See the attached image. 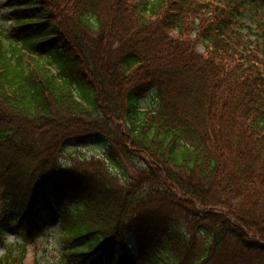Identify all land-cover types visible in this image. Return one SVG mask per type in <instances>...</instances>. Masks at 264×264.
Here are the masks:
<instances>
[{
  "label": "trees",
  "instance_id": "1",
  "mask_svg": "<svg viewBox=\"0 0 264 264\" xmlns=\"http://www.w3.org/2000/svg\"><path fill=\"white\" fill-rule=\"evenodd\" d=\"M10 7L0 189L28 234L50 218L79 263L264 264V68L237 4ZM92 139L104 157L60 164L67 143ZM23 258L10 246L0 264Z\"/></svg>",
  "mask_w": 264,
  "mask_h": 264
},
{
  "label": "rangeland",
  "instance_id": "2",
  "mask_svg": "<svg viewBox=\"0 0 264 264\" xmlns=\"http://www.w3.org/2000/svg\"><path fill=\"white\" fill-rule=\"evenodd\" d=\"M204 3L215 2L217 5L232 4L238 7L239 21L242 23V34L245 38V45L255 53L264 68V3L257 4L251 0H202ZM12 0H0V26L4 28V33L10 35V27L13 24V11H11ZM200 51L203 52V44H200ZM56 48L55 44L49 45L43 52L45 57L49 56L50 51ZM143 103H147L144 101ZM144 106V105H142ZM66 154L61 158L60 164L66 165L75 158H102L106 152L104 140L92 139L85 146H77L74 143H67L65 146ZM119 175V173H118ZM0 189V258L4 256L8 247H22L24 258L22 264H88L76 262L65 257L64 249L59 241V230L57 223L48 218L45 224L44 233L31 236L26 229L25 221L18 220L17 211L11 210L12 200L8 195L2 194ZM45 216V213H41ZM20 250V248H19ZM18 250V251H19ZM17 251V252H18Z\"/></svg>",
  "mask_w": 264,
  "mask_h": 264
}]
</instances>
